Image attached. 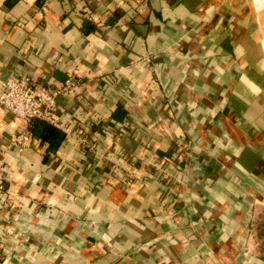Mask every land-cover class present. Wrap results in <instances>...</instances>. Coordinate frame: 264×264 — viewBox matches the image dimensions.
<instances>
[{"label":"crops","instance_id":"1","mask_svg":"<svg viewBox=\"0 0 264 264\" xmlns=\"http://www.w3.org/2000/svg\"><path fill=\"white\" fill-rule=\"evenodd\" d=\"M15 73L81 85L56 149L12 146L23 125L0 107V264H264L252 0H0V94Z\"/></svg>","mask_w":264,"mask_h":264},{"label":"built area","instance_id":"2","mask_svg":"<svg viewBox=\"0 0 264 264\" xmlns=\"http://www.w3.org/2000/svg\"><path fill=\"white\" fill-rule=\"evenodd\" d=\"M42 11H46L52 0H38ZM80 79L69 75L60 86L49 85L43 81H36L25 73H15L9 76L2 85L0 107L6 113L21 121L22 127L10 136L12 146L20 151L27 149L31 132L30 122H43L62 127L57 116L58 100L68 94L78 91ZM61 130V129H60ZM6 167L0 162V204L10 195L6 187Z\"/></svg>","mask_w":264,"mask_h":264},{"label":"trees","instance_id":"3","mask_svg":"<svg viewBox=\"0 0 264 264\" xmlns=\"http://www.w3.org/2000/svg\"><path fill=\"white\" fill-rule=\"evenodd\" d=\"M29 130L31 134L39 137L42 141L47 142L51 149H56L64 136V133L62 131L50 124L43 122H30ZM254 227L259 228L258 240L262 244L259 255L264 258V218L261 223H258L257 221H255L254 223L253 219L252 230H254Z\"/></svg>","mask_w":264,"mask_h":264},{"label":"rangeland","instance_id":"4","mask_svg":"<svg viewBox=\"0 0 264 264\" xmlns=\"http://www.w3.org/2000/svg\"><path fill=\"white\" fill-rule=\"evenodd\" d=\"M264 6V5H263ZM255 217L257 218H254V223L255 221H257L258 223L263 220L264 218V208L262 209H259L257 211V214L255 215ZM256 219V220H255ZM252 234H253V240H252V247L255 249L256 252H260V249L262 248V244L260 243V241L258 240V234H259V228L257 227H254V230H252Z\"/></svg>","mask_w":264,"mask_h":264},{"label":"water","instance_id":"5","mask_svg":"<svg viewBox=\"0 0 264 264\" xmlns=\"http://www.w3.org/2000/svg\"><path fill=\"white\" fill-rule=\"evenodd\" d=\"M252 1H253L254 8H255L256 12H260V11L264 10V6L260 3V1H257V0H252Z\"/></svg>","mask_w":264,"mask_h":264}]
</instances>
